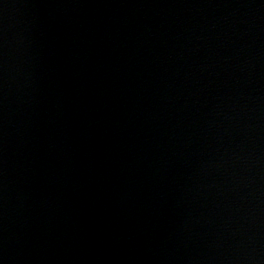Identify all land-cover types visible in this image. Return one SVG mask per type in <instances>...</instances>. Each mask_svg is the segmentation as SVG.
<instances>
[{
  "label": "water",
  "instance_id": "water-1",
  "mask_svg": "<svg viewBox=\"0 0 264 264\" xmlns=\"http://www.w3.org/2000/svg\"><path fill=\"white\" fill-rule=\"evenodd\" d=\"M0 264H264V0H0Z\"/></svg>",
  "mask_w": 264,
  "mask_h": 264
}]
</instances>
